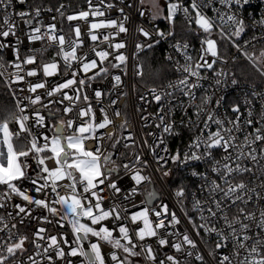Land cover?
Masks as SVG:
<instances>
[{
	"label": "snow or ice",
	"instance_id": "obj_1",
	"mask_svg": "<svg viewBox=\"0 0 264 264\" xmlns=\"http://www.w3.org/2000/svg\"><path fill=\"white\" fill-rule=\"evenodd\" d=\"M249 2L83 0L67 14L0 0V81L14 102L0 109V264H264V90L224 92L239 86L229 47L264 80V51L246 50L264 40V15H239ZM249 28L261 35L241 44ZM165 43L176 77L149 86L143 57ZM149 97L154 112L139 103Z\"/></svg>",
	"mask_w": 264,
	"mask_h": 264
},
{
	"label": "built area",
	"instance_id": "obj_2",
	"mask_svg": "<svg viewBox=\"0 0 264 264\" xmlns=\"http://www.w3.org/2000/svg\"><path fill=\"white\" fill-rule=\"evenodd\" d=\"M31 2H32V0H29V4H31ZM61 2L65 3V4H71V7L68 9L67 14H71L73 11H78L81 7H83L85 10L87 9V6H86V4L83 3V0H45L46 4H51V6H53L54 8L56 6H58V4ZM28 6H29L28 4L23 5V6L17 5V8H18V10H27ZM53 14H55V13H53ZM209 14H211V13H209ZM50 15L51 14H49V13H43L42 14V18L44 19L45 23L48 22ZM112 15L115 16L116 13L113 12ZM239 15L241 17L245 18L246 21L249 24H251L253 19H259L262 15H264V0H250V2L242 8ZM136 19L138 22L139 18H136ZM19 23L21 24V28H23V23L22 22H19ZM64 27H65V31H67V22L65 23ZM161 27H165V25L161 24ZM101 31H113V30L108 29V30H101ZM254 33L256 34V36L261 35L260 30L252 29V28L247 29L246 33L240 38L241 44H243L244 41H246V40H250ZM9 39H11V37ZM118 39H124L123 35ZM130 39L131 38L129 37V40ZM141 39H143V38L141 37ZM35 46L39 47V43H37ZM104 47H105V45H101L100 49H102ZM157 48H159V50L162 52L164 57H166L168 54H172L173 56H176V53L166 43L158 46ZM100 49H98V50H100ZM84 50L87 51V49H84ZM246 50H247L249 55L259 57L260 52L264 51V40H260L259 42H254V47H247ZM129 51H130V48H129ZM226 52H227V56H228V59L230 62L224 68V71L229 72L230 74H234L235 67L238 66L237 64H235L237 59H244L245 61H248L250 63V61L244 55L243 51L237 52L235 48L229 47L226 49ZM54 55H55V50H50L47 53L48 57H52ZM8 59H12L11 55L8 56ZM169 65L171 67V64H169ZM250 65H251V63H250ZM221 67H223V66H221ZM10 71H14V70L10 69ZM113 71H115V70H113ZM254 71H255V69H254ZM175 77H176V74L173 73V76L171 78H175ZM235 77L239 80V86L234 88L233 86L229 85L227 88L224 89V92L226 94H228L227 98L229 101H231L233 99H237V98L243 99V97L246 96L251 91L253 86H255L258 91L264 90V80H262V78L259 76V74L256 71H255V75L253 77L247 78V76H246L244 78H240V77H237L236 75H235ZM12 79H15V77L13 76ZM49 79L55 81L56 79H58V77H52ZM166 83H167V80L164 83L157 85V86L158 87L163 86ZM93 86L95 87L96 85H93ZM206 86H207V84H206ZM141 90H143V89L141 88ZM38 91H40V90H38ZM123 91H128L130 94H129V96L122 97L120 99V105H121V107H123L125 104L129 105L128 109L126 110L127 113L129 114V120H130L129 128L130 129H136L139 132V121H138V117H136V114L134 111V106L137 105V103H138L137 98H136V94L131 92L130 87H125L123 89ZM28 94L29 93H25V95H28ZM31 95L34 96L35 94H31ZM176 95L179 96V93H177ZM149 101H150V103H144V102H139V103L142 107L146 108L148 111L154 112L156 110L157 105L155 104L154 101L151 100V97H149ZM13 104H14V102H13ZM259 109H260V105L257 103L256 104L257 112H259ZM123 119H124V117L122 116L120 119L116 120L115 125H109L108 128L106 129V131L107 132L115 131L117 133V135H119L120 132L122 131L119 128V125ZM12 127L15 128V125H12ZM149 130H155V129H145V131H149ZM187 137H188V134L185 133L184 139L186 140ZM177 143H178L177 141H172V147L175 148ZM92 146L93 145H92L91 141H89L87 143V147L91 148ZM123 183L126 187H130L133 182H131L129 179L125 178ZM173 186H175V185H173ZM194 186L195 185L193 183V187ZM137 199H140V197H137ZM165 251H168V249L166 248ZM191 264H198V262L195 261L194 259H192Z\"/></svg>",
	"mask_w": 264,
	"mask_h": 264
},
{
	"label": "trees",
	"instance_id": "obj_3",
	"mask_svg": "<svg viewBox=\"0 0 264 264\" xmlns=\"http://www.w3.org/2000/svg\"><path fill=\"white\" fill-rule=\"evenodd\" d=\"M143 58L146 59V62L149 65V74L145 77V81L149 86H153V82H155V86L160 85L173 76V73L169 72L171 67L165 60V57L159 48H157L154 53L150 52ZM235 64L238 65L235 67L234 72L237 77L244 78L247 76L248 78L255 75L254 68L248 61L237 59ZM2 83L3 82L0 81V109L14 107L11 97L8 95L7 90L2 86Z\"/></svg>",
	"mask_w": 264,
	"mask_h": 264
}]
</instances>
